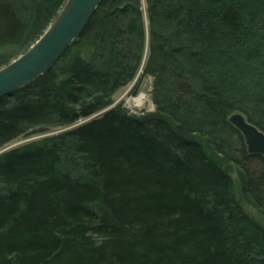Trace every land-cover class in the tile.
I'll return each instance as SVG.
<instances>
[{
    "label": "trees",
    "instance_id": "obj_1",
    "mask_svg": "<svg viewBox=\"0 0 264 264\" xmlns=\"http://www.w3.org/2000/svg\"><path fill=\"white\" fill-rule=\"evenodd\" d=\"M66 1L0 0V68ZM138 75L156 109L108 107ZM237 111L264 131V0H102L0 99V150L64 127L0 152V264H264V155Z\"/></svg>",
    "mask_w": 264,
    "mask_h": 264
},
{
    "label": "water",
    "instance_id": "obj_2",
    "mask_svg": "<svg viewBox=\"0 0 264 264\" xmlns=\"http://www.w3.org/2000/svg\"><path fill=\"white\" fill-rule=\"evenodd\" d=\"M101 2L67 0L39 39L24 53L0 68V99L47 73L67 49L79 40ZM229 119L243 133L249 151L264 155V131L242 112L232 113ZM179 129H182L181 125Z\"/></svg>",
    "mask_w": 264,
    "mask_h": 264
},
{
    "label": "rangeland",
    "instance_id": "obj_3",
    "mask_svg": "<svg viewBox=\"0 0 264 264\" xmlns=\"http://www.w3.org/2000/svg\"><path fill=\"white\" fill-rule=\"evenodd\" d=\"M139 77H140V75H138L134 80H132L126 86L119 88L114 95V99H115L114 103L108 107H111L116 103H122L132 113L140 114L143 112L154 111L156 109V104H155V102L153 100V96H152L154 77L147 75L142 80H140ZM139 81H140V83H139ZM137 84H138V87H137L138 89L136 92H134V88L136 87ZM141 94H144V100L141 104H139V103H137L136 98L138 96H140ZM98 114H100V112H97L95 115H98ZM85 119L86 118H81L77 123H80V122L84 121ZM62 129H64V127H57V128L54 127L51 129V131H48L44 134L42 133V134H32V135H28V136H20L19 138L15 139L12 142H10L9 144H7V146L2 148L1 150L22 144L24 142L38 138V137L45 135V134H51V133L57 132V131L62 130ZM232 175H233L236 183L238 184L239 179H238L236 170H234L232 172ZM245 206L250 212H252L254 214L255 213L258 214L257 210L252 205L245 203Z\"/></svg>",
    "mask_w": 264,
    "mask_h": 264
},
{
    "label": "bare ground",
    "instance_id": "obj_4",
    "mask_svg": "<svg viewBox=\"0 0 264 264\" xmlns=\"http://www.w3.org/2000/svg\"><path fill=\"white\" fill-rule=\"evenodd\" d=\"M144 100V94H141L136 98L137 103L141 104ZM86 120V119H85Z\"/></svg>",
    "mask_w": 264,
    "mask_h": 264
}]
</instances>
